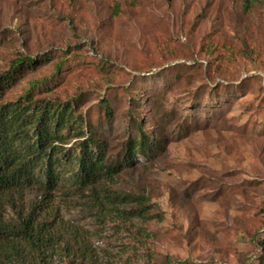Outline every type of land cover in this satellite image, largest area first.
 <instances>
[{
    "label": "rangeland",
    "instance_id": "rangeland-1",
    "mask_svg": "<svg viewBox=\"0 0 264 264\" xmlns=\"http://www.w3.org/2000/svg\"><path fill=\"white\" fill-rule=\"evenodd\" d=\"M245 3L0 0V101L42 82L36 100L74 112L60 144L73 155L93 136L118 165L131 140L144 133L152 143L94 188L67 174L55 191L2 200L6 228L34 214L43 244L13 240L19 256L1 248L0 264L261 262L264 0ZM47 54L50 62L2 87L16 61ZM126 195L145 200L115 199Z\"/></svg>",
    "mask_w": 264,
    "mask_h": 264
},
{
    "label": "trees",
    "instance_id": "trees-1",
    "mask_svg": "<svg viewBox=\"0 0 264 264\" xmlns=\"http://www.w3.org/2000/svg\"><path fill=\"white\" fill-rule=\"evenodd\" d=\"M245 2L249 9L254 0ZM52 58L47 54L37 59L16 61L12 71L1 82L2 87L15 83ZM64 61L57 65V72L62 71ZM41 83L34 84L33 88ZM33 90L17 101H0V204L13 193L36 186L55 191L67 174V182L73 186L94 188L102 180L114 178L124 167L135 166L138 155H147L151 151L152 143L143 133L140 141L129 142L123 164H108L104 145L93 136L80 143L74 155L65 152L60 144L65 142L63 131L74 116L73 110L69 105L60 107L47 100H36V89ZM108 115L111 116L110 111ZM115 199L118 203L145 200L135 195L117 196ZM36 222L37 218L30 214L20 228L9 230L0 220V255L1 248L11 247L13 254L19 256L13 240L28 242L37 250L43 244V229ZM262 247L264 249V242ZM259 264H264V257Z\"/></svg>",
    "mask_w": 264,
    "mask_h": 264
}]
</instances>
